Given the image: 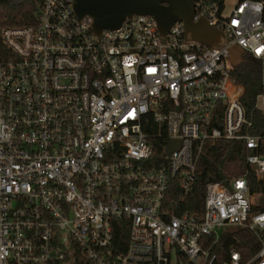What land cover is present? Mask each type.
Returning <instances> with one entry per match:
<instances>
[{
  "label": "built area",
  "instance_id": "1",
  "mask_svg": "<svg viewBox=\"0 0 264 264\" xmlns=\"http://www.w3.org/2000/svg\"><path fill=\"white\" fill-rule=\"evenodd\" d=\"M193 3L224 44L186 37L181 20L163 40L148 14L96 35L73 0H41L31 22L0 29V264H264V136L242 131L231 76L234 47L264 58V0ZM218 138L243 140L261 190L245 174L209 181L201 213L170 212L169 182L187 191ZM232 227L260 245L219 262L203 241Z\"/></svg>",
  "mask_w": 264,
  "mask_h": 264
},
{
  "label": "trees",
  "instance_id": "2",
  "mask_svg": "<svg viewBox=\"0 0 264 264\" xmlns=\"http://www.w3.org/2000/svg\"><path fill=\"white\" fill-rule=\"evenodd\" d=\"M41 0H0V29L6 25L31 22L35 18L38 2ZM232 78L242 86L240 101L248 123L242 131L264 136V112L256 106V96L264 93V58H256L247 51L234 62ZM160 150V146L157 145ZM259 152L264 153V139ZM243 140L218 138L205 140L195 162L194 178L187 191L179 187L176 177L169 182L164 205L173 213H201L203 210L205 187L209 181L219 180L225 184L237 175L245 174L251 193L259 192L261 178L246 162ZM118 229L117 231H119ZM211 252H216L219 262L229 256L231 249H237L243 257L253 254L260 245L259 238L247 227H232L221 231L218 236H209L203 241Z\"/></svg>",
  "mask_w": 264,
  "mask_h": 264
},
{
  "label": "water",
  "instance_id": "3",
  "mask_svg": "<svg viewBox=\"0 0 264 264\" xmlns=\"http://www.w3.org/2000/svg\"><path fill=\"white\" fill-rule=\"evenodd\" d=\"M73 7L78 17L85 14L91 17L90 28L96 35L104 28L119 26L125 17L148 14L154 18L163 40L171 24L181 20L186 37L208 46H220L225 42L222 30L210 25L205 18L193 19V0H73ZM238 51L239 48L234 47L231 54L238 57ZM177 142L172 140L166 151H171Z\"/></svg>",
  "mask_w": 264,
  "mask_h": 264
},
{
  "label": "rangeland",
  "instance_id": "4",
  "mask_svg": "<svg viewBox=\"0 0 264 264\" xmlns=\"http://www.w3.org/2000/svg\"><path fill=\"white\" fill-rule=\"evenodd\" d=\"M228 1H232V0H228ZM221 38L224 40V37H221ZM236 48H238V47H236ZM240 54H241V51H238V57L240 56ZM231 59L233 61H235L237 59L236 54L232 53L231 54ZM170 264H191V263L187 259L179 257L175 253H173V255L171 257Z\"/></svg>",
  "mask_w": 264,
  "mask_h": 264
}]
</instances>
